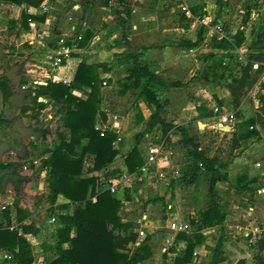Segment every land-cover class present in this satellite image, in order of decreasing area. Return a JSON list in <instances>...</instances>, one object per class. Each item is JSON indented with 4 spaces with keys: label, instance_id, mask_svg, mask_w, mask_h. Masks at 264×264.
Masks as SVG:
<instances>
[{
    "label": "crops",
    "instance_id": "obj_1",
    "mask_svg": "<svg viewBox=\"0 0 264 264\" xmlns=\"http://www.w3.org/2000/svg\"><path fill=\"white\" fill-rule=\"evenodd\" d=\"M69 1H71L70 4H68ZM84 1L89 0H76V2L73 0H46L38 8L23 4L21 6H11L8 12L0 11V29L11 34L12 32L8 27L15 28V38H18L15 39L14 49L8 51L9 55H5L3 62L1 61L2 72L11 80L13 98L17 105H22L20 93L30 92V88L26 91L21 89L24 85L33 84L34 82H37V85H47L50 81L71 84L74 81L80 62L85 61L89 64L100 65L101 67L98 68L99 78L102 80L109 77L113 80H105L107 86L102 87L104 101L108 99V104L102 102V106H104L102 112L106 114L107 120L104 121L99 116L96 129L102 132L108 130L116 133L118 138L122 137L119 146L120 155L106 172L127 169L124 156L134 146L129 149L126 148L125 143L130 141V134L139 127L141 128L144 125L145 130L146 122L150 119L152 111L139 98V90H130L125 95H120L123 86L119 88L114 81L118 75L117 69L122 68L124 63L128 62L131 63V67L128 68V73L124 76L126 81L123 83L124 85L130 84L127 77L134 63L130 56L137 54L139 61L147 65L153 73L162 77L165 82L180 84L165 89L157 88L159 99L168 100L169 102L163 114L167 123L188 127L191 133L196 136H199L198 131L208 133V131L220 126L223 135L233 138L236 127L221 126L218 115L213 111L216 106L221 108L223 112H230L229 110L234 109L230 92L222 87L219 80L209 82L204 79L203 75L210 64V60L206 58V55L227 53V51L211 48L210 44L216 36H212L207 27L187 18L170 0H94L96 2L92 3L89 10H87L88 6ZM224 2L227 6L223 7L219 11V15L213 19L224 23L227 33L226 39L229 41H233L235 35L245 27L244 20L243 24L233 25L229 21L230 15L227 12H231L232 9H239L240 12H244L243 6L250 3L246 13H250L251 23H254V27H246L247 39L245 43L249 36H251L250 41L253 43L255 38L264 32L260 26L256 27V22L264 19V0H224ZM258 4V8L263 10H256L255 7ZM43 5L46 6V10L43 9ZM193 6L204 9L205 15L195 14L196 17L202 18L204 16L211 17L208 12L215 7V4L212 0H197ZM67 9H69V13L65 11ZM117 11L121 14L117 15ZM260 11H263V17H261ZM129 12L130 15L127 17ZM24 15L30 17L26 22L27 26L23 21ZM42 17L43 19H41ZM87 30L93 34L92 44L96 38L98 39L96 45H102L101 47L99 46L97 49H94V46L84 49L78 48V43L76 45L74 41L79 34L84 36ZM202 30L204 41L199 47L186 49L177 45L183 38L191 39L193 42L197 41ZM61 40L67 41V45L72 48L73 54L70 61H66V64L60 70L54 71L50 66V58L54 55ZM245 43L236 51L242 65L247 61L244 52L251 53L250 47H245ZM103 45H112V50L106 51ZM104 52L108 54V58L95 62L94 59H98V56L103 58ZM10 54H13V59H16V57L18 59L11 61ZM19 55H23L24 59L21 60ZM90 57L94 62L86 60ZM261 64L263 62L255 63L254 70H259L262 67ZM30 93L33 95L32 91ZM72 93L79 98H87L82 91L73 90ZM39 100L48 103L47 99L39 98ZM255 102V109L258 111L257 105L260 101L255 100ZM246 106L245 100H243L241 112L244 120L255 117L256 115H248L245 112ZM50 110L51 108H45L41 112L47 113ZM210 111L214 115H209ZM55 114V119L49 113L45 120L50 128L57 126L58 129L59 116L57 111ZM140 116L143 118L142 121L139 119ZM11 117L15 120L16 118L19 119L16 122L17 143L7 142L0 149V165L11 166L5 170L0 169V175H7L5 187L8 184V189L4 187L5 191L0 192V226L19 227L21 235L23 234V226H32L37 232L26 234L25 238L33 246L34 264H51L58 257L55 247L58 242L57 229L61 226L58 216L63 212L56 211L53 215L50 214L51 205L48 201L49 185L47 177L50 175L51 169L44 166L43 161L49 159L51 153L44 154V150L41 151L43 149L41 143L37 140L45 130L33 126L25 129L21 126L20 122L26 119L22 117L21 112H18L16 106ZM53 119L54 122H51ZM35 120L38 121V119ZM35 120L34 122H36ZM203 128L207 129L203 130ZM158 131L162 133L160 126L146 134L140 142L138 149L143 158L147 155L152 135L158 133ZM126 136L129 139L124 140ZM163 139L161 142L164 143L165 158L160 165H169L168 169L171 167L179 168L177 165H180L188 171L189 164L186 161L184 150L180 146L181 135L172 131L169 134V139ZM241 143L242 141H240ZM84 144H86V141H84ZM53 147L54 142L46 149H52ZM35 159L40 161L39 166L31 167L27 171L23 170V166L31 165ZM258 163L261 164V167H257ZM228 168L226 166L221 168L222 176H226L227 179L219 182V184L227 183L232 187V192L226 194V200L221 199L218 185L220 209L226 215V221L222 226L208 228L202 232L205 241L195 249L194 258L189 264H211L213 255L209 248L215 247L221 240L223 241L225 260L220 264H237L240 260H245L246 264L253 261L252 263L255 264L254 258L260 252L259 242H251V239L254 230L262 226L259 221V202L264 200V166L262 162L250 164L249 161L243 159L239 160L237 168ZM168 169H164V172ZM241 169L242 171L237 173ZM240 174L248 176L247 189L234 186ZM98 175L100 174H88L86 178ZM187 177L186 181L190 185H188V194L185 199L170 202L169 199L173 197V189L177 188L175 190H178L177 183L172 182L174 178L164 182L167 188L170 187V194L166 193L165 195L167 189L164 191L159 184L156 186L160 188V195L167 200V209L170 210V212L168 211L170 214L168 225L173 217H177L181 223L186 225V231L180 233L195 232L197 227L190 224V219L199 218L207 207L210 176L207 178V184H201L202 179L203 181L206 180L204 176L187 174ZM191 186L192 188H189ZM141 188L140 203H132L128 208L129 212L125 213L124 210L122 215L124 218L133 221L146 216L151 226L154 225V230H150L148 233L152 237V248L154 247L157 250V248L160 249L163 246L161 248L160 264L172 263L174 258L178 256V252L185 249L186 244L181 241L177 245L178 252L170 251L174 247L179 233L175 235L170 230L172 235L164 237V232H158L159 229H164L161 222L163 214L159 205L144 204L142 202V197H145V189L144 187ZM196 197H199V200ZM16 199L19 200L20 209L25 212L26 216L24 214L18 215L17 208L14 206ZM65 203H68V200L61 196L57 204ZM3 206H6L5 210H2ZM7 209L10 210L9 220L6 219L4 214ZM73 209L71 207L69 212H72ZM51 220H54V223H51ZM157 232L158 239H155L154 233ZM72 234L75 235V232ZM213 234L219 238L215 245L211 237ZM238 235L242 236L241 239H238ZM262 241L264 242V240ZM242 242H246L247 245L253 247L254 251L243 250L241 248ZM170 244L172 245L170 246ZM63 247L67 249L69 244H64ZM9 256H11L9 251L0 249V264H13Z\"/></svg>",
    "mask_w": 264,
    "mask_h": 264
},
{
    "label": "trees",
    "instance_id": "obj_2",
    "mask_svg": "<svg viewBox=\"0 0 264 264\" xmlns=\"http://www.w3.org/2000/svg\"><path fill=\"white\" fill-rule=\"evenodd\" d=\"M44 1L46 0H1L0 11L8 12L11 6L23 4L38 8ZM191 9L196 15L206 14L199 6H192ZM116 13L121 14L119 11ZM129 15L130 12L127 17ZM29 18L27 15L23 16L26 26ZM252 26L254 27V23H251L250 13H248L244 19L245 28L235 35L233 41L227 39L220 41L217 37L213 38L211 48L227 51V53L206 55L210 64L203 74L206 81L219 80L222 87L230 92L236 116L241 120L232 138L233 150L240 147V141L260 139L264 133V98L260 99L261 107L258 108L255 117L244 120L241 112L243 97L255 86L258 75L263 69L260 67L255 71L254 64L264 62L262 51L264 50V33L253 41L246 63L241 64L236 73L229 72L233 63H239V55L236 51L247 39L246 27ZM92 36V32L87 30L83 39L78 42V48H87ZM203 41L202 30L197 41L193 42L191 39L183 38L177 45L186 49H194L199 47ZM130 58L134 61L133 68L127 77L130 84L123 85L120 95H125L130 90H139V98L147 104L152 115L146 122L145 130L136 136L134 147L124 156L128 171L137 172L144 165V158L138 146L146 134L160 126L163 137L166 139H169L172 131L181 135L185 158L189 164L187 174L197 176L204 167L210 175L207 207L199 218L190 219V224L197 227V230L177 235L175 245L170 251L178 252L177 245L181 241L186 244L185 249L178 252V256L172 263H167L189 264L194 258L195 249L205 241L202 232L208 228L222 226L226 221V215L220 209L218 185L227 178L221 174L223 166L215 159L206 156L204 150L201 149L198 136L193 135L190 128L169 124L164 118L163 114L169 102L159 99L157 88L165 89L180 84L165 82L162 77L153 73L147 65L139 61L137 54H132ZM1 61L0 56V88L5 96L4 113L0 119V149L7 142L17 143V123L11 117L15 108L11 101L13 90L11 80L2 72ZM99 67L101 66L82 61L79 63L71 84L50 81L47 85L30 87L33 102L37 104L39 110L42 111L47 107V104L38 102L39 98H44L57 107L59 116L54 147L43 152L44 154L51 153V157L43 161L44 166L51 169L47 177L50 214L53 215L56 211L63 212L58 216L61 222V226L57 229L58 242L55 246L58 257L51 264H152L154 257L151 246L152 237L148 235L137 245L139 226L134 221L124 220L121 200L107 189L97 191L98 186H105V181L120 172H106L120 155V150L113 146L118 135L108 130L102 132L96 129L99 116L104 121L107 120L106 114L102 112V80L98 75ZM219 71L222 73L219 74ZM211 73L213 75L210 77ZM73 90L82 91L87 98L75 96L72 93ZM209 115L214 114L210 111ZM139 119L142 121V116ZM10 167V165H0L2 170ZM94 173L100 175L86 178L88 174ZM5 179L6 174H1L0 192H3L2 184ZM248 183V176L240 174L234 186L247 189ZM61 196L68 200V203L57 204ZM126 199H131L129 191L126 192ZM19 205V200L16 199L14 206L17 208L18 215L26 216ZM71 207L74 209L69 212ZM4 214L9 220L10 210L7 209ZM19 229V227L11 228L10 225L0 226V249L9 251L13 264H34V249L25 235L35 234L37 230L32 226H23L21 235ZM73 232L75 235L72 234ZM64 244H69V247L65 249ZM209 250L213 255L211 264H220L225 260L222 240ZM259 251L254 258L255 264H264V242L262 240L259 242ZM237 264H246V261L240 260Z\"/></svg>",
    "mask_w": 264,
    "mask_h": 264
},
{
    "label": "rangeland",
    "instance_id": "obj_3",
    "mask_svg": "<svg viewBox=\"0 0 264 264\" xmlns=\"http://www.w3.org/2000/svg\"><path fill=\"white\" fill-rule=\"evenodd\" d=\"M73 1L76 2V0H73ZM95 2L96 1H94V0L84 1V3L88 6L87 10H89L90 7H92V3H95ZM212 2L215 4V7L213 9H210L208 14L210 13L211 17L215 18L219 15V11L223 7H226L227 4L224 2V0H212ZM70 3H71V1H69L68 4H70ZM221 3H222V5H221ZM249 5H250V3L243 6L242 9L244 12H240L239 9L238 10L232 9L231 12H227L228 15H230L229 21L233 25H237L240 23L243 24V20L246 18L247 14H248V13H246L247 12L246 10H247V7H249ZM251 5H253V3H251ZM258 6H259V4L257 5V7H255L256 10H263L262 8H258ZM65 11H67V13H69L68 12L69 9H67ZM263 11H260V13L262 14L261 17H263ZM176 14L178 15L179 13H176ZM259 26L262 28V30H264V19L260 20L259 22H256V27H259ZM8 29H10V32H12L11 34H8L7 32L0 29V56L2 57V60L5 57V55L6 56L9 55L8 51H11L12 49H14V46L16 45L15 39H18V38H15V36H16V33H15L16 30H14L15 28L12 29V27H8ZM263 33H260V34H263ZM93 38H94L93 36L90 38L88 47L91 48L94 46V49H97V47H99V46L101 47L102 45H99V46L96 45V44H98V39H96V38L94 39V42L92 44ZM250 40H251V36H249L247 42L245 43V47L251 46L252 43ZM105 44H107V43H105ZM103 47L105 48L106 51H109V50H112L113 46L112 45H103ZM262 51L264 53V50H262ZM244 53H245V56L248 58L250 53H247L246 51ZM107 55L108 54L106 52H104L103 56H102L103 58L98 56L97 57L98 59H94V60H96L95 62H99L101 60H106L108 58ZM12 57H13V54H10V60L11 61L12 60L15 61L18 59L17 57H16V59H13ZM19 58L21 60H23L24 56L19 55ZM86 60L89 62H91V61L94 62V60L91 57L86 58ZM238 64L236 62L233 63L229 69V72L236 73L240 68L241 62L239 61ZM261 65H262L263 69L261 70L260 74L258 75L257 83L243 97V100H245V103L247 105L245 112L248 115H250V114L256 115L257 109H255V106H256L255 100L260 101V99L264 97V62ZM129 67H131V63L125 62L123 67L118 68L116 71L118 73V75H117V78L114 82L116 83V85L119 86V88H121L124 85L123 82L126 81V80H124V76L128 73L127 70ZM106 68H108V67H106ZM221 73H222V71H219V74H221ZM211 75H213V74L211 73L210 76ZM108 79H109V77H105L104 79H102V87L107 86V85L106 86L104 85V82H105V80H108ZM109 80H113V79H109ZM114 90H115V88H114ZM30 92L29 93L25 92L24 94L20 93V99L22 100L21 106L17 105L15 103L13 96L11 98V101L13 102V104H15L18 112H21L22 117L26 119V120H23L20 122L21 126H23L25 129H28V128L33 126L35 128H39V129L41 128V129L45 130V132L41 133L40 137L37 138L38 142L41 143V146L43 148L41 151H43L49 145H51L53 142H55L56 137H57V132H58L57 126L50 128L48 126L49 124H46L47 122L45 120L47 114H49V113L52 114L53 118L55 119V117H56L55 113L57 111V107L54 106L52 103H49V101H47L48 103H46V101H45L43 103L47 104L46 108H51V110L48 111L47 113H45V112L42 113L41 110H39L37 104L33 102V99H32L33 95ZM104 98H103V94H102V102L107 103L108 99H106L107 101H104L105 100ZM38 102H42V101L38 100ZM257 106H258V108L261 107V103L259 102ZM102 107H104V106H102ZM229 111H230L229 113L235 112L234 109H231ZM35 119H38V121H36ZM54 119L51 122H54ZM34 120L36 122H34ZM18 121H19V119L16 118V122H18ZM240 122H241V120L237 118V120L233 124L225 123L223 125H224V127H227L228 124L229 125L231 124L233 127H237L238 124H240ZM219 124H222V123L219 122ZM205 129H207V128H203V130H205ZM143 130H144V125L141 128L139 127L136 131H133L132 134H130V139L127 136H126V138H124V140L127 138L130 140L126 143L124 142L126 148L130 149L134 146V141H135L136 136L139 133H141ZM223 130H224V128H223ZM193 132H194V130H193ZM229 134H231V133H229ZM198 135H199L198 141H199L202 149L204 150L206 156H208L212 159H215L223 167H225V166L229 167L228 169L237 168L239 160H243V159L247 162L249 161L250 164H252L254 162H262V164L264 166V133L262 134L260 139L254 138V139H249V140H243L242 143L240 144V147L237 150H233L234 144L232 142V137H229L228 135H223L220 126L219 127L217 126L216 129L208 131V133H200V131H198ZM163 138H164L163 134L158 131V133L152 135V138H151V141L149 142V144L153 143L155 141L161 142L164 140ZM180 146H181L182 150L185 151L182 143L180 144ZM143 152H144V150H143ZM36 154H37V151H36ZM182 154H183V151H182ZM162 157H163L162 159L165 158V156H162ZM2 161H4V160L2 159ZM177 166L179 168L171 167L170 169L165 171L166 178L163 180L159 178V174L157 173V169H156V170H152L151 174L148 177H146V178L143 177L141 182L139 181V186L144 187V189H145V197L144 198L142 197V202L144 204L152 203L156 206L159 205V207L161 209V212L163 214L161 222L163 223L164 229H159L158 232L159 231H160V233L164 232V237H170L172 235L170 229L167 228L169 226L168 222H169V216H170L168 211L170 212V210L167 209L166 198L160 195V188H158L156 186L159 184L160 187H162L164 191L167 189V191H165V195H166V193L168 194L170 192V187L167 188L164 185V182H167V181L172 180L174 178L172 180V182L177 183L178 190H175L177 188L173 189V192H172L173 197H171L169 199L170 202L175 201L177 199L178 200L179 199H185L187 194H188V185H190L186 181L188 178L187 177L188 171L185 170V167H182L180 165H177ZM158 170H162V169H158ZM240 171H242V169L238 170L237 173H239ZM234 172H236V170H234ZM178 175H180V176H178ZM197 175L204 176V179H206L204 181L202 179L201 184H203V183L207 184V178H209L210 175L206 172L204 167L201 168V171ZM5 182L6 181H4L2 184V190L3 191H5V188L8 189L7 188L8 184H6V187H5ZM263 183H264V181H263ZM189 188H192V186ZM231 189H232V187L227 183L219 184V193L222 196L221 199L226 200L227 199L226 194L231 193L232 192ZM196 199L199 200V197H196ZM259 205H260L259 221H260V224H262L261 227H264V200H260ZM188 223H189V221H188ZM150 230H154V225H152ZM158 232L154 233L155 239H158L157 238ZM211 237L213 240V244L215 245L219 238L216 237L214 234L211 235ZM237 237H238V239H241L242 236L238 235ZM241 244H242L241 248L243 250L251 251V252H252V250L254 251V248L250 247V245H247L246 242H242ZM161 248L160 249L157 248V250H155V248L153 247L154 257L152 259V264H160L161 263V256H162ZM252 262L253 261H250L249 264H253Z\"/></svg>",
    "mask_w": 264,
    "mask_h": 264
},
{
    "label": "built area",
    "instance_id": "obj_4",
    "mask_svg": "<svg viewBox=\"0 0 264 264\" xmlns=\"http://www.w3.org/2000/svg\"><path fill=\"white\" fill-rule=\"evenodd\" d=\"M175 6L178 7L179 11L184 14L187 18L190 20L196 21L202 26H205L208 28L209 33L212 36H216L219 40L226 39L227 33L225 30L224 23L222 21H217L216 19L211 18L210 16H204L202 18L196 17L191 9V5L189 4V0H170ZM43 9L46 10V6L43 5ZM30 22H32L30 20ZM83 39V35L79 34L77 38L75 39L74 43L80 42ZM73 54L72 48H70L67 45L66 40H61L59 42L58 48L55 51L54 55L50 58V66L52 70L58 71L60 68L64 65V62L71 59ZM32 85H37V82H34L33 84L24 85L21 87L23 91H26L29 89ZM104 85L106 86L107 83L104 82ZM213 111L216 115H218V118L221 121V126L225 123H231L233 124L237 120V116L235 112L229 113V112H223L221 108L218 106L213 108ZM229 125L227 127L232 128V125ZM122 142V137L117 138L116 141L113 142V146L116 149H119L120 143ZM163 142H153L150 144L148 148L147 155L144 158V165L134 173L129 172L127 169L121 170L119 173L111 176L107 181H105V186H98L97 191H101L103 189L109 190L113 195L117 196L123 206V211L125 210V213H128V208L132 203L139 204V197L142 195V188L139 186V181L141 182L143 177H148L152 170L157 169V173L159 174L160 179L166 178V173L164 172V169H168V165L161 166L162 162V156H164L163 152ZM32 165V166H31ZM31 165H25L23 166V170L27 171L30 170L31 167H37L40 165V161L35 159L32 161ZM202 166V164H200ZM257 167H261V164L258 163ZM162 169V170H158ZM129 191L131 199H126V192ZM6 206L2 207V210H5ZM124 218V217H123ZM126 221H133L128 220L127 218H124ZM139 226L137 232H138V243L140 244L142 240H144L149 233L151 226V223L149 219H147L146 216L141 217V219L134 221ZM51 223H54V220H51ZM169 228L175 235H177L180 232L186 231V225L181 223L177 217H173L172 220L169 223ZM253 238L251 239V242H260L261 240H264V227L256 228L253 233ZM172 244H170L171 246ZM9 259H11V256H9Z\"/></svg>",
    "mask_w": 264,
    "mask_h": 264
},
{
    "label": "water",
    "instance_id": "obj_5",
    "mask_svg": "<svg viewBox=\"0 0 264 264\" xmlns=\"http://www.w3.org/2000/svg\"><path fill=\"white\" fill-rule=\"evenodd\" d=\"M196 2L197 0H189V4L191 6H193ZM4 108H5V96H4L2 89L0 88V119L3 116Z\"/></svg>",
    "mask_w": 264,
    "mask_h": 264
}]
</instances>
